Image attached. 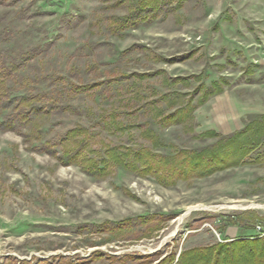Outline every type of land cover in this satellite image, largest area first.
Masks as SVG:
<instances>
[{
	"label": "rangeland",
	"instance_id": "374dc122",
	"mask_svg": "<svg viewBox=\"0 0 264 264\" xmlns=\"http://www.w3.org/2000/svg\"><path fill=\"white\" fill-rule=\"evenodd\" d=\"M0 64V123L32 111L0 125V264H176L264 235V0H0ZM183 151L219 158L161 182Z\"/></svg>",
	"mask_w": 264,
	"mask_h": 264
},
{
	"label": "trees",
	"instance_id": "16d2710c",
	"mask_svg": "<svg viewBox=\"0 0 264 264\" xmlns=\"http://www.w3.org/2000/svg\"><path fill=\"white\" fill-rule=\"evenodd\" d=\"M1 67L2 66L0 64V69ZM4 82H5L4 77L2 76L0 72V108L2 109H6L8 107V104L7 102H4L1 99L9 98L8 90L5 87ZM15 100H19L20 106H17V108L15 109L17 112L14 114L13 117H11V119H7V120L5 119L3 122H1L2 124L0 123V125L2 127L4 126V128L12 129L13 127H15L19 119L28 121L30 118L29 115L32 111L24 112V110L20 108L22 105H25L26 102L28 101V98L26 97V95L18 97ZM175 115H172L170 117H174ZM177 115L178 117L176 120H180L182 117L181 113H178ZM166 119H169V118H166ZM212 133L213 132H209V134H212ZM230 141L231 139L227 140L226 144H228V146L232 148V151H233V152L231 151L232 154L240 153V152H237L239 147L237 148V150H235L233 143ZM228 152L229 151L226 150L224 151L222 155L225 158H227L231 154V152L229 153ZM181 153H182V156L184 157L181 160L177 161V163L176 161L167 162L170 165V167L166 168L164 171H162L161 168H159L158 170L157 168L158 166L155 167L154 173L157 175V178L161 180V182L167 184V183H171L172 181H174V177L176 176H173V175L169 176L170 173L171 174L174 172L183 173L184 171L183 167H185L186 173H189V174L195 173V171L197 172L200 171L198 172L199 174H208L212 172L211 169L208 170L209 169L208 163L210 161H214L215 159L219 158L217 157L215 152L212 151L210 152L209 155H207L210 161L204 163L205 158H204V154L202 153V151H194L189 155L186 154V156H185V153H188L187 151H183ZM134 155L136 157H139L140 156L139 151H137ZM82 156L83 154L80 151L78 152L77 151L76 152L66 151L65 153L66 160H63L62 162L71 163L73 161H78L80 159H86V158H83ZM113 156L115 157L117 161H119L125 167L129 165V163L123 164V162H121L123 158L120 156L119 153L115 152ZM222 158H220V160ZM89 162L90 163L88 164L89 166L88 171L90 173H93L95 171V163H93V161H89ZM148 167L152 168L153 164H148ZM176 168H178V170H176ZM164 172H166V174ZM176 264H264V235L255 236V237L247 238V239L231 240L225 243L217 244L216 246H208V247H203L200 249H196V248L190 249L180 254Z\"/></svg>",
	"mask_w": 264,
	"mask_h": 264
}]
</instances>
